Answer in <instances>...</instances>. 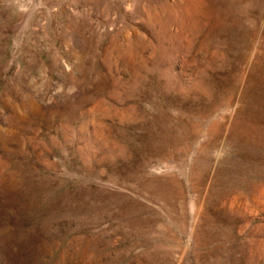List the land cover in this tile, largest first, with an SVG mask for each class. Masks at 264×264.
I'll use <instances>...</instances> for the list:
<instances>
[{
  "label": "rangeland",
  "instance_id": "obj_1",
  "mask_svg": "<svg viewBox=\"0 0 264 264\" xmlns=\"http://www.w3.org/2000/svg\"><path fill=\"white\" fill-rule=\"evenodd\" d=\"M0 264H264V0H0Z\"/></svg>",
  "mask_w": 264,
  "mask_h": 264
}]
</instances>
